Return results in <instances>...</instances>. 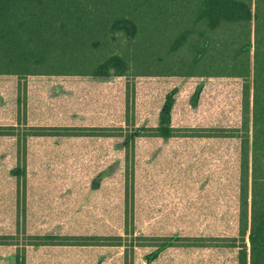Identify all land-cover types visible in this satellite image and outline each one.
Returning <instances> with one entry per match:
<instances>
[{"label":"rangeland","instance_id":"1","mask_svg":"<svg viewBox=\"0 0 264 264\" xmlns=\"http://www.w3.org/2000/svg\"><path fill=\"white\" fill-rule=\"evenodd\" d=\"M251 3L254 7V0ZM173 30L174 33L167 28L166 37L159 39L153 52L159 57L193 56L197 50H193L194 46L193 53L185 46L173 55L169 53L168 46L173 47V37L177 34V29L173 27ZM147 44L149 51L153 45ZM131 54H135L133 46ZM250 59L253 65V49ZM130 65L127 75L108 79L115 83L114 95L98 100L116 137L96 145L84 138L56 141L47 137L46 141L31 145L32 150L21 161L14 140L9 146L3 145L0 235L15 236L16 245H0V264H15L17 255L20 258L26 255V264H146V257L155 250L153 244L170 237L178 238L175 242L181 246L165 249L151 264L237 263V251L233 248L182 244L193 242L192 238L237 235L239 140L173 137L132 141V136L140 119L144 120L142 124H157L158 112L171 93L174 96L172 127H239L243 80L135 76L164 70L165 65L155 64L145 69L142 66L146 65L141 63L131 61ZM127 81L129 86L125 90ZM249 83L252 87V78ZM62 101L60 109L68 110L64 114H69L70 109L75 110L74 114H85L91 107L78 97L73 105L66 98ZM126 101L129 111L125 117ZM42 103L48 112L55 106L50 100ZM92 105L96 110L93 102ZM23 179L27 182L25 224L23 205L18 209L16 206L17 182ZM92 184L96 186L92 188ZM48 234L96 236L101 241L107 237L105 241L121 246H29L35 236Z\"/></svg>","mask_w":264,"mask_h":264},{"label":"trees","instance_id":"2","mask_svg":"<svg viewBox=\"0 0 264 264\" xmlns=\"http://www.w3.org/2000/svg\"><path fill=\"white\" fill-rule=\"evenodd\" d=\"M173 27L177 34L173 47L168 46L169 53L184 46L193 53L194 46L193 56L159 57L153 52L167 28L174 33ZM147 43L153 45L149 51ZM131 45L135 54H131ZM131 61L146 65L144 69L165 65L164 70L135 76L243 80L239 127L174 128L171 93L158 112L157 124H142L140 119L132 141L173 137L239 140L237 235L192 238L193 242L182 246L233 248L236 264H264V0H254V7L251 0H0V136L14 139L20 161L27 148L47 137L56 141L84 138L95 145L116 137L98 100L114 95V82L108 79L127 75ZM34 86H40L35 96L29 94ZM128 86L127 81L125 90ZM131 88L134 100L135 84ZM77 97L91 106L89 112L77 115L70 109L64 114L68 110L60 109L62 99L73 105ZM42 100L55 106L48 112ZM33 118L42 124H32ZM133 162L135 165V157ZM25 181L18 180L16 199L17 209L23 205V224ZM95 237L38 235L29 246H121L105 241L107 237L103 241ZM14 239L13 235H0V245H16ZM175 241L179 239L170 237L153 244L155 250L146 257V264L153 263L165 249L180 245ZM15 264H26V255H17Z\"/></svg>","mask_w":264,"mask_h":264},{"label":"crops","instance_id":"3","mask_svg":"<svg viewBox=\"0 0 264 264\" xmlns=\"http://www.w3.org/2000/svg\"><path fill=\"white\" fill-rule=\"evenodd\" d=\"M73 87V86H72ZM40 88V86H34V88L33 89H31V91H30V93L29 94H31V95H36L37 93H35V92H37V89H39ZM34 98V97H33ZM40 122V121H39ZM39 122H35V118H33V120L31 119V123L32 124H34V125H38V124H42L41 122L39 123ZM35 139V138H34ZM14 139L13 138H11V137H8V136H0V151H2V150H5L3 147V145L5 144L6 146H9L10 144H11V142L13 141ZM33 139H30L29 141H28V145L30 146L31 145V141H32ZM32 149L31 148H27V151H31Z\"/></svg>","mask_w":264,"mask_h":264}]
</instances>
